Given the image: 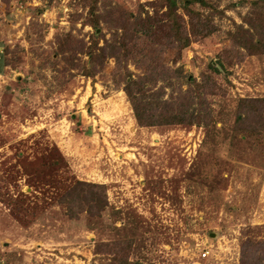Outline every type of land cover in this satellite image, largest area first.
<instances>
[{"label": "rangeland", "instance_id": "1", "mask_svg": "<svg viewBox=\"0 0 264 264\" xmlns=\"http://www.w3.org/2000/svg\"><path fill=\"white\" fill-rule=\"evenodd\" d=\"M206 1L191 8L217 31L184 50L153 41L173 86L159 77L144 88L165 86L170 100L212 78L208 128L136 122L115 58L89 64L91 0H0V264H111L96 247L122 240L128 264H240L244 241L264 242V139L233 131L237 102L264 98V54L225 53L251 0ZM171 2L99 0L98 46L128 12L164 27ZM142 55L128 62L135 79ZM78 182L104 185L106 210L70 213L63 196Z\"/></svg>", "mask_w": 264, "mask_h": 264}, {"label": "trees", "instance_id": "2", "mask_svg": "<svg viewBox=\"0 0 264 264\" xmlns=\"http://www.w3.org/2000/svg\"><path fill=\"white\" fill-rule=\"evenodd\" d=\"M91 0L90 8V26L94 28L92 43L87 51L89 64L99 65L103 68L108 57H114L116 61L115 74L124 72V77L119 78L124 81L123 91L125 92L131 104L136 122L141 127H169L175 125L193 126L200 125L208 128L214 120L212 109L207 100L208 92H211L215 86L214 80L210 78L205 82L198 84L195 79L190 82L193 88L190 91L181 93L166 100L163 98L165 86L158 90L148 93L144 86L148 82L157 83L158 78L162 77L170 86L173 83L170 78L165 77L168 69L162 68L159 55L166 47L178 43L177 48L182 50L188 48L193 41H198L213 35L217 31V26L212 22L208 14L191 8L193 4L201 3L208 5L206 0H178L180 7L186 13L189 21V30L184 25L182 16H179L173 7L178 5L177 0H172L170 11L168 13L169 23L164 25L160 18L152 17L148 13L146 17L141 14L133 16L128 12L123 15L122 32H114L112 42H106L104 46H98L101 38L100 21L101 14L96 12L97 2ZM245 3L240 0L237 5ZM251 8L243 16L242 23L235 25L234 32L230 33V48L225 51L231 57L236 56L238 60L243 61L246 55L264 54V0H251ZM132 20V23H131ZM130 25L134 29L130 30ZM148 40L145 47L140 49L132 48L129 44L132 39ZM157 42L162 49L161 52L154 53L157 48L153 43ZM94 45V46H93ZM148 66L145 67V75H139L135 79L133 73L128 69V62L143 56ZM63 52V49H60ZM151 51V52H147ZM131 57H135L132 59ZM139 64L140 62L137 61ZM220 66L221 64L218 63ZM216 72L218 69L211 66ZM157 72V73H156ZM149 73V74H147ZM181 92V91H180ZM236 115L233 123L235 134H251L263 136L264 139V98L240 99L237 102ZM78 188L69 189L63 200L69 203V211L74 214L73 206L78 204L81 210L90 212L93 216L101 214L108 206L106 188L104 185H96L86 182H78ZM71 192V194H69ZM72 199L71 203L68 198ZM130 244L128 240L114 242L112 244L97 245L96 251L105 252L113 258L111 264H128L127 249ZM99 253V252H96ZM240 264H264V242H257L248 239L242 243Z\"/></svg>", "mask_w": 264, "mask_h": 264}, {"label": "built area", "instance_id": "3", "mask_svg": "<svg viewBox=\"0 0 264 264\" xmlns=\"http://www.w3.org/2000/svg\"><path fill=\"white\" fill-rule=\"evenodd\" d=\"M209 253H210V251H209V250H206V251L203 253V257H204V258L208 257Z\"/></svg>", "mask_w": 264, "mask_h": 264}]
</instances>
